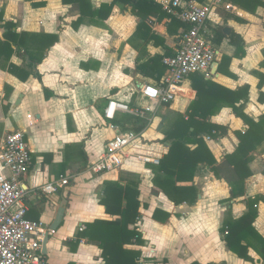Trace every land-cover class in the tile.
Masks as SVG:
<instances>
[{
  "label": "crops",
  "instance_id": "0c3cea01",
  "mask_svg": "<svg viewBox=\"0 0 264 264\" xmlns=\"http://www.w3.org/2000/svg\"><path fill=\"white\" fill-rule=\"evenodd\" d=\"M42 1L43 6L33 7L31 1L0 0L3 19L13 21L17 32L58 37L31 68L23 48L14 49L8 63L19 67V74L20 69L31 71L26 80L10 73L0 58L4 65L0 67V144L13 130L25 133L31 159L22 178L24 203L27 219L40 222L45 232L49 231L43 264H104L100 248L78 238L79 228L94 219H113L115 216L99 203L105 184L126 185L129 181L135 182L138 190L139 214L134 226L142 243L124 247L140 252L137 264H264L252 248L248 249L249 260L238 257L226 247L220 233L225 220L237 219L247 211L248 197L264 196V141L249 152L251 174L245 179L243 196L230 198L227 180L233 178L232 165L225 161V155L238 146L237 133L247 129L228 106L235 96L227 92H239L235 105L242 104V112L254 121L264 114V82L258 86L259 73L264 74V6L250 12L243 7V0H223L213 8L206 24L217 51L215 65L206 73L189 74L173 100L156 108L151 120L136 132L137 139L125 149L120 168L94 174L89 164L101 155L107 140L116 130H133L135 126L134 117L122 111L107 119V103H147L139 88L162 80L166 73L162 59L174 53L182 23L163 9V0H154L167 15H156L149 7L137 11L116 2L107 19L94 23L86 18L74 28L80 15L77 4ZM86 1L84 11L112 2ZM2 32L0 28V36ZM232 33L241 41L231 43ZM154 58L158 60L153 63ZM243 86L248 87L244 103ZM189 115L225 126L226 134H202L215 159L214 168L197 163L193 180L177 183L197 188L195 203L175 204L153 179L162 175L156 167L172 142L165 139V132L177 118ZM187 147L194 149L196 144ZM0 173L7 174L1 164ZM61 177L67 178L68 184L56 193H40L39 186ZM62 198L67 200L62 221L50 231ZM155 209L161 210L156 219L152 216ZM163 212L168 214L166 220ZM253 227L264 237L263 202L257 205Z\"/></svg>",
  "mask_w": 264,
  "mask_h": 264
},
{
  "label": "trees",
  "instance_id": "16d2710c",
  "mask_svg": "<svg viewBox=\"0 0 264 264\" xmlns=\"http://www.w3.org/2000/svg\"><path fill=\"white\" fill-rule=\"evenodd\" d=\"M26 1H31L33 7H41L45 4L42 0ZM233 1L237 2L238 0ZM61 2L79 6L80 15L73 23L74 28L78 24L83 23L86 18L94 23L99 22L97 19H107L116 2L129 4L137 11H141L144 7H149L156 15L166 14L154 0H112L109 4L102 3L95 10L88 8V11L83 10L84 5H87L86 0H61ZM257 6H264L263 0H243V7L250 12H254ZM0 28L3 29L0 36V58L6 63L5 65L8 64V71L20 80H26L31 71L20 69L19 74L17 72L19 67L8 63L14 49L23 48L29 58L28 66L31 68L33 63H38L42 60L45 50L58 40L57 35L53 34L17 32L13 21L3 19V8L0 9ZM184 30L185 25L182 23L181 33ZM222 37L223 35L220 34V39ZM229 40L234 44L241 41V38L237 34L232 33L229 36ZM157 60L158 58H154L153 63ZM2 66L4 65L0 64V67ZM259 76L258 86L260 88L264 82V74L259 73ZM247 90L248 87L243 86V103L247 99ZM238 93L227 92L230 97L235 96L228 102V106L246 123L247 129L243 134L237 133L239 139L237 148L232 153L225 155V161L232 165L233 173V178L227 180L230 187V198L243 196L245 179L251 174L247 166L250 160L249 152L264 141V114L261 115L258 121H254L242 112L243 105H235L238 101V96H240ZM134 121L135 126L132 127L134 132L142 130L147 124L146 118L134 117ZM202 134L210 136L224 135L226 134V127L213 124L206 117L197 120L192 115H189L187 119L183 117L177 118L173 123V127L165 132V139L172 140V142L156 167V171L162 175H156L153 182L161 186L166 196L175 204L181 202L195 203L197 188L193 185H178L177 183L191 182L197 163L202 162L214 168L215 159L207 148ZM188 143H194L196 147L189 149L187 147ZM176 194L180 196L177 197L175 196ZM137 196L138 190L136 183L133 181H129L126 185H121L118 182L106 183L99 203L104 206L106 213L115 217L110 220L94 219L91 222H87L84 229L78 234L79 239L84 237L100 248L104 264H137L140 252L124 247L125 244L142 243L141 234L134 226L139 214ZM245 202L247 211L237 219L229 218L225 220L220 233L226 247L238 257L249 260L248 249L252 248L264 260V237L253 227V222L257 216V205L259 202L264 203V196L255 195L248 197ZM159 212L161 210L155 209L152 214L153 218H158ZM163 213V220H166L168 214ZM79 239L75 242H78ZM41 256L45 258L42 253ZM191 264L199 263L193 262Z\"/></svg>",
  "mask_w": 264,
  "mask_h": 264
},
{
  "label": "built area",
  "instance_id": "2783aa9c",
  "mask_svg": "<svg viewBox=\"0 0 264 264\" xmlns=\"http://www.w3.org/2000/svg\"><path fill=\"white\" fill-rule=\"evenodd\" d=\"M223 0H163V9L185 25L179 35L172 55L163 57L166 73L157 85H142L141 97L144 105H128L111 100L104 109L107 119H113L117 111L133 117L151 116L159 105L167 104L174 98L181 81L191 73H206L214 62L217 51L213 43V33L206 21L210 11ZM137 139L132 130H116L107 140L101 155L89 164L94 174L112 171L121 167L125 149ZM31 159L30 147L23 130H13L5 135L0 144V164L7 174L0 173V264H43L41 256L42 236L47 232L40 222L27 219L26 194L22 178L26 174ZM143 159H146L143 157ZM68 184L61 177L39 186L41 194L56 193L59 187ZM84 226L79 228L80 231Z\"/></svg>",
  "mask_w": 264,
  "mask_h": 264
},
{
  "label": "water",
  "instance_id": "95a60500",
  "mask_svg": "<svg viewBox=\"0 0 264 264\" xmlns=\"http://www.w3.org/2000/svg\"><path fill=\"white\" fill-rule=\"evenodd\" d=\"M224 31H228V28L225 27ZM214 65L215 64L212 63L211 67H213ZM189 95H191V94L189 93ZM161 125H162V123H160V126ZM66 204H67V200L65 198H62L61 203H60V205H59V207H58V209L56 211L55 217L52 220L51 224L49 225V230L50 231H55L57 229V227L59 226V224L61 223L63 215H64V212H65ZM48 235H49V231H47L44 234L43 239H42V243H41V253L42 254L46 253V242H47V239H48Z\"/></svg>",
  "mask_w": 264,
  "mask_h": 264
}]
</instances>
